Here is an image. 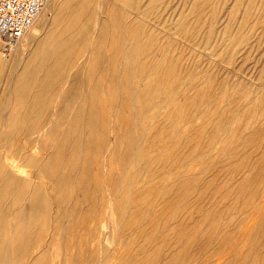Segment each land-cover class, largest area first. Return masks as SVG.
I'll list each match as a JSON object with an SVG mask.
<instances>
[{"label":"rangeland","instance_id":"rangeland-1","mask_svg":"<svg viewBox=\"0 0 264 264\" xmlns=\"http://www.w3.org/2000/svg\"><path fill=\"white\" fill-rule=\"evenodd\" d=\"M205 1L100 0L107 12L95 53L68 60L61 51V64L49 44L30 84L36 99H6L0 132L20 152L29 147L23 135H48L45 148L30 150L43 160H15L32 178L33 199L17 190L0 209L1 222L49 207L46 218L32 216L39 237L32 255L42 261L28 264H264V0ZM25 57L0 74V95L13 90ZM8 141L0 138V150L12 151ZM2 250L0 264H17L2 260Z\"/></svg>","mask_w":264,"mask_h":264},{"label":"bare ground","instance_id":"bare-ground-1","mask_svg":"<svg viewBox=\"0 0 264 264\" xmlns=\"http://www.w3.org/2000/svg\"><path fill=\"white\" fill-rule=\"evenodd\" d=\"M49 1L50 0H48L47 1V3H46V5H45V7H44V9L42 10V12L39 14V16L37 17V19L35 20V22L33 23V25L30 27V29L23 35V37L14 45V46H12L10 49H9V52H7V53H2V54H4V55H2L1 54V56H3V57H1L0 58V74L3 72V71H5V69L7 70L8 68V71H9V73L10 72H14V71H16L17 70V66L19 65V64H21L22 62H23V59H24V57L28 54V59H27V61H26V63L25 64H27V67L26 68H24V69H22L21 70V75H18V76H16V77H14V79H12V80H14V83L12 84V91L11 92H3L1 95H0V110H1V108L3 107L2 105L4 104V103H7L6 102V99H8V97L10 98V97H14V99L16 100L15 102H20V100H21V98L23 97V96H28L29 98H31L33 101L36 99V94H38L37 92H32L31 90H34L35 89V87H32V86H30V84H31V82L33 83V84H35L36 83V77H35V72H37V74H38V71H40V68L38 69V66H40L39 65V62H38V59H42L43 58V56H45V54L43 55L42 54V52L44 53H46V51L48 52V45L49 44H51V43H54L53 45H54V48H53V51H54V55L56 56V57H58L57 58V60L62 64L63 62H64V56L62 57V53H61V51L63 52L64 51V53L66 52L67 53V55H68V60H71L72 58H73V56L78 52V51H83V52H87V53H95V51H96V48H97V46H99V44H100V28H101V25H102V23L105 21V18H103V17H101L102 15H105L106 13H105V11H106V8H107V5H103L102 3H100V0H99V2H98V0H95V4L94 3H92V5L94 4L95 5V7L93 8L92 7V5H91V2L90 1H88V0H51V2H50V4H49ZM94 1V0H93ZM92 1V2H93ZM121 1V0H120ZM123 1H125L126 2V0H123ZM128 1V0H127ZM102 2V1H101ZM204 2H206L205 0H204ZM208 2V1H207ZM104 4H106L105 2H104ZM53 6V8L55 9V13H54V15H53V17H52V20H51V22H49V20H48V22H46V20H44V19H46V17L43 19V17H44V15H45V12H47L46 10H47V8L48 7H50V6ZM93 5V6H94ZM104 6H105V8H104ZM52 7H50V9H51ZM49 9V8H48ZM54 9H53V11H54ZM204 9V8H203ZM115 10V9H114ZM109 11V10H108ZM107 12V11H106ZM113 12H115V11H113ZM112 12V13H113ZM118 13V12H117ZM120 14V13H119ZM49 15H50V13H49ZM109 15V14H108ZM114 15V14H113ZM118 15V14H117ZM107 16V15H106ZM106 16H104V17H106ZM110 17H111V15H110ZM118 17V16H117ZM49 18V17H48ZM106 19H108V18H106ZM117 19H119V18H117ZM188 19H189V22H191L190 21V18L188 17ZM201 19V18H200ZM110 20V19H109ZM187 20V19H186ZM185 20V21H186ZM198 21H199V19H197ZM115 21H116V19H115ZM197 21V22H198ZM200 23H201V21H199ZM106 23V22H105ZM116 23H117V21H116ZM120 23H121V21H120ZM125 23V22H124ZM184 24L186 23V22H183ZM182 23V24H183ZM107 24H108V21H107ZM122 24V23H121ZM197 24V23H196ZM195 24V25H196ZM105 25V24H104ZM118 25H119V23H118ZM125 25V24H124ZM123 25V26H124ZM194 25V24H193ZM194 25V26H195ZM201 25V24H200ZM186 26H188V22H187V25H185L184 27H186ZM192 26V25H191ZM190 26V24H189V27H186L188 30H189V28L191 27ZM127 27V26H126ZM125 27V28H126ZM124 28V27H123ZM128 30H130V29H128ZM127 30V31H128ZM187 30V31H188ZM58 31V32H57ZM131 31V30H130ZM184 32V31H183ZM182 32V33H183ZM188 32H190V30L188 31ZM58 33H59V36H61V39H60V41L57 43L56 42V39H59V38H57V35H58ZM123 33H126L125 31L123 32ZM129 33V32H128ZM191 33V32H190ZM189 33V34H190ZM127 34V33H126ZM185 34V33H184ZM186 34H187V32H186ZM185 34V35H186ZM127 35H129V34H127ZM187 36V35H186ZM128 39V38H127ZM58 41V40H57ZM56 42V43H55ZM127 43V42H126ZM1 45V44H0ZM46 46V47H45ZM51 46V45H50ZM154 46V45H153ZM1 47H2V45H1ZM16 47V48H15ZM3 48V47H2ZM15 48V49H14ZM51 48V49H52ZM164 49V48H163ZM165 50V49H164ZM2 51H3V49H2ZM52 51V50H51ZM100 51V50H99ZM12 53V54H11ZM81 53V52H80ZM41 55V56H40ZM39 56H40V58H39ZM47 56V55H46ZM46 56H45V58H46ZM48 56L50 57V53H48ZM55 56H53V57H55ZM27 57H25V58H27ZM167 57V56H166ZM159 58V57H158ZM161 58V57H160ZM176 59H177V57H175ZM174 59V58H173ZM176 59L174 60L175 62H176ZM48 60V59H47ZM90 60V59H89ZM161 60V59H160ZM163 60V59H162ZM169 60V59H168ZM168 60H166V61H168ZM171 60H172V58H171ZM178 60V59H177ZM61 61H63V62H61ZM173 61V60H172ZM25 62V61H24ZM165 62V61H164ZM164 62H163V64H164ZM169 62V61H168ZM178 62V61H177ZM59 63V65L58 64H56V66H61V64ZM166 63V62H165ZM173 65H175V63H173ZM177 65V64H176ZM24 66V65H23ZM164 67V66H163ZM165 68V67H164ZM175 68V66L173 67V69ZM63 71V70H62ZM34 72V76H33V73ZM19 73V72H18ZM30 74V75H29ZM84 77V76H83ZM56 78H59V77H56ZM64 78V77H63ZM80 78V77H79ZM78 78V79H79ZM84 78H86V77H84ZM39 79V78H38ZM99 79V78H98ZM76 80V79H75ZM81 79H79L78 80V82L80 81ZM83 80H85V79H83ZM86 81V80H85ZM98 81H100V80H98ZM76 82V81H75ZM81 82V87H82V80L80 81ZM84 82V81H83ZM77 83V82H76ZM76 83H73V85L72 86H74V84H76ZM96 83V82H95ZM99 83V82H98ZM87 84V83H86ZM100 84V83H99ZM99 84H98V86H99ZM77 87H78V85H76ZM80 86V85H79ZM86 86V85H85ZM98 86H97V88H98ZM38 88H41L42 87V85H38L37 86ZM75 87V86H74ZM73 87V88H74ZM100 87V86H99ZM71 88V87H70ZM70 88H69V90H70ZM78 89V88H77ZM82 89V88H81ZM98 90H99V88H98ZM85 91V90H84ZM86 91H87V88H86ZM74 91H72V93H73ZM71 93V92H70ZM80 93H84V92H80ZM90 93H91V91H90ZM79 94V93H78ZM97 94V93H96ZM48 96H49V93L47 94ZM71 96H72V94H70ZM75 95V93L73 94V96ZM86 95H88L87 93H86ZM70 96V97H71ZM72 96V97H73ZM77 96H80V95H77ZM76 95L74 96V98L75 97H77ZM82 96H84V95H82ZM82 96H81V99H82ZM69 97V96H68ZM72 97H71V99H72ZM85 97H87V96H85ZM84 97V98H85ZM46 98V97H45ZM73 98V99H74ZM79 98V97H78ZM84 98L82 99L83 100V102L85 101L86 102V99L84 100ZM264 98V97H263ZM13 99V100H14ZM81 99L79 100V99H77V100H79V102L81 101ZM98 99V98H97ZM96 99V100H97ZM29 100V99H28ZM75 100V99H74ZM76 100V101H77ZM89 100V99H88ZM262 100V99H261ZM13 102V101H12ZM25 102V101H24ZM45 102V101H44ZM43 102V103H44ZM88 102V101H87ZM77 103V102H76ZM258 104H259V102H258ZM10 105V104H9ZM85 105V104H84ZM260 105V104H259ZM6 106V105H5ZM46 106V105H45ZM85 106H87V104L85 105ZM7 108V107H6ZM23 108H24V106H23ZM83 108H85V107H83ZM258 108H259V106H258ZM10 109V108H9ZM38 109V108H37ZM77 110V109H76ZM86 110H87V108H86ZM38 111V110H37ZM21 112V111H20ZM43 112V111H42ZM41 112V113H42ZM70 112H71V110H70ZM76 112V111H75ZM84 112V111H83ZM33 113V112H32ZM31 113V114H32ZM81 113V112H80ZM3 114H1V116H2ZM21 116V115H20ZM17 120L19 121V119L17 118ZM41 120V119H40ZM26 122V121H25ZM31 122V121H30ZM258 122V121H257ZM256 122V123H257ZM76 123V122H75ZM19 124H20V122H19ZM18 124V125H19ZM25 125V124H24ZM23 125V126H24ZM40 125V124H39ZM259 125V124H258ZM4 127H5V124H1L0 123V129H4ZM19 127V126H18ZM261 127V126H260ZM264 127V126H263ZM12 128V127H11ZM38 128V127H37ZM23 129V128H22ZM39 129H40V127H39ZM17 130V129H16ZM15 130V131H16ZM37 130V129H36ZM35 130V131H36ZM261 129H259V131H260ZM32 131H34L33 129H32ZM35 131L34 132H32V133H28V134H25V135H23V137H24V139L23 140H25V145H28L29 147H28V150H26L25 148H22L21 149V152L18 150V147H20V143H18V142H16V140L15 139H12V136H10V135H7V134H4V132H0V138H4V139H8L9 141H8V144L7 145H9V146H11V148H12V151H9V150H6L5 151V149H4V151H2V148H1V150H0V209L2 208H5L4 207V205H5V199L6 198H8V197H10L9 195H12V194H15V193H17V190L19 191V195H17V196H19L20 198H26L27 200H29V199H33V197L31 196L32 195V193H31V195H29V192H30V189H28V187H29V185L31 184V180L30 179H32V178H29V179H24L23 178V175L21 174V171H22V173H24L25 174V172H23V170L24 169H22L21 170V165H17V164H15V160H17L19 157L18 156H21L22 157V159H23V162H25L24 163V165L28 162V159L29 158H31V157H37V156H35V155H33L32 154V151H30L31 149L32 150H34L35 151V149H37V148H40L41 147V145H42V147H43V141H45L44 139L46 138L47 140H48V138H47V136H45L44 134H42L40 131V133L41 134H38L37 136H34V137H31V135H33V134H35ZM38 131V130H37ZM36 131V132H37ZM8 132V131H7ZM39 132H37V133H39ZM43 132V131H42ZM252 132H254V131H252ZM252 132H250V133H252ZM21 133V132H20ZM255 133V132H254ZM260 133V132H259ZM258 133V134H259ZM247 134V133H246ZM245 134V135H246ZM257 133H256V135H258ZM12 135V134H11ZM20 135V134H19ZM19 135H17V136H19ZM255 135V136H256ZM259 135H262L261 133L259 134ZM258 135V136H259ZM16 136V137H17ZM45 136V138H43ZM255 136H253V137H255ZM15 137V136H14ZM22 137V138H23ZM50 137V136H49ZM21 138V139H22ZM259 139H258V142H260V136L258 137ZM50 140V139H49ZM263 140V139H262ZM55 141V140H54ZM54 141H53V143H54ZM48 142V141H47ZM51 142V141H50ZM256 143H257V141H255ZM42 143V144H41ZM49 143V142H48ZM5 144V143H4ZM252 144V143H251ZM250 144V147L252 146ZM255 144V143H254ZM258 144V143H257ZM262 144V143H261ZM50 145V144H49ZM238 145V144H237ZM239 145H240V143H239ZM44 146H45V144H44ZM245 146V145H244ZM261 146V145H260ZM2 147V146H1ZM23 147V146H22ZM239 147V146H238ZM253 147V146H252ZM251 147V148H252ZM258 145L256 146V148L258 149ZM262 147V146H261ZM5 148V147H4ZM43 148H45V147H43ZM236 148V147H235ZM247 148H249V146L247 147ZM255 148V147H254ZM253 148V149H254ZM24 149V150H23ZM42 149V148H41ZM252 149V150H253ZM23 150V151H22ZM38 150V149H37ZM36 150V151H37ZM44 150V149H43ZM45 150H47V148L45 149ZM233 150H234V148H233ZM239 150V149H238ZM246 150H248V149H246ZM245 150V151H246ZM259 150V149H258ZM242 153H244L243 151H244V149L243 150H240ZM236 152H239V151H236ZM250 152V151H249ZM260 152H262V151H260ZM260 152H258V153H260ZM17 153H19L18 155H16ZM234 153V152H233ZM246 153V152H245ZM253 154H256V153H254V150H253V152H252ZM240 154V153H239ZM45 155V154H44ZM236 155H238V153L236 154ZM258 155V154H257ZM40 156V155H39ZM50 156V155H49ZM49 156H47L48 158H49ZM238 156H241V155H238ZM237 156V157H238ZM252 156V155H251ZM249 157V160L252 158L253 160H252V162L254 161V156H252V157ZM44 156H40V157H37L35 160H37V159H42ZM233 157V156H232ZM17 158V159H16ZM45 158V157H44ZM43 158V159H44ZM32 159V158H31ZM42 159V160H43ZM230 159H231V157H230ZM230 159H226V160H224V163H226L228 160H230ZM236 159V158H235ZM235 159H233L234 161H235ZM244 159H245V157H244ZM255 159H257L256 157H255ZM30 160V159H29ZM42 160H40V161H42ZM47 160V159H46ZM232 160V161H233ZM247 160V159H246ZM246 160H244V161H246ZM258 160H260V161H258L259 163L258 164H260V166H262V167H264V153L261 155V158H259ZM226 161V162H225ZM243 161V163H245ZM18 162V161H17ZM22 162V163H23ZM48 162H49V159H48ZM236 162L238 163V161L236 160ZM247 162H249V161H247ZM250 162H251V160H250ZM19 163V162H18ZM33 163H35L34 161H33ZM41 163V162H40ZM46 163V162H45ZM229 163L231 164V166H232V163H235V162H230L229 161ZM241 164V166L243 165V167H244V165H246V167H247V165H248V163H246V164ZM21 164V163H20ZM38 164V163H37ZM256 164V163H255ZM258 164H257V166H258ZM32 165V164H31ZM27 166V165H26ZM25 166V167H26ZM36 166V165H35ZM229 166V165H228ZM230 166V167H231ZM233 166H235L234 164H233ZM238 166H240V164L238 165ZM240 166V167H241ZM251 166H253V164L251 165ZM250 166V167H251ZM256 166V167H257ZM230 167H227V168H230ZM240 167H238L239 169H241V171H242V168H240ZM24 168V167H23ZM40 168V167H39ZM235 168V167H234ZM237 168V167H236ZM249 168V167H248ZM258 168H259V166H258ZM255 169H257V168H255ZM254 169V170H255ZM42 170V169H41ZM229 170V169H228ZM246 170V169H245ZM253 170V171H254ZM259 170H260V168H259ZM25 171V170H24ZM236 171H237V169H236ZM235 171V172H236ZM240 170H238V172H239ZM257 171H258V169H257ZM256 171V172H257ZM261 172H262V169L260 170ZM255 172V173H256ZM264 172V171H263ZM263 172L261 173V174H263ZM233 173V172H232ZM250 173H252V172H250ZM254 173V174H255ZM240 174V173H239ZM243 174H244V172H243ZM257 174V173H256ZM255 174V175H256ZM230 175L232 176V174L230 173ZM241 175H242V173H241ZM235 176H236V174H235ZM254 176V175H253ZM252 175L250 176V177H253ZM257 176V178L260 176V175H256ZM255 176V177H256ZM30 177V176H29ZM241 177H243V176H241ZM241 177H240V179H241ZM255 177H253V178H255ZM252 178V179H253ZM35 178H33V180H34ZM252 179H249V181L250 180H252ZM257 180H259V179H257ZM248 181V182H249ZM254 181V180H253ZM252 182V181H251ZM257 181H256V178H255V183H256ZM260 182H261V180H260ZM244 183V182H243ZM253 183V182H252ZM37 184H39L38 182L35 184V185H37ZM42 184V183H41ZM190 184V183H189ZM189 184H185V185H189ZM242 184V183H241ZM247 184V183H246ZM245 184V185H246ZM251 184V183H250ZM33 185V184H32ZM32 185H31V187H32ZM46 185V184H45ZM183 186L182 187V189L184 188L185 189V187L186 186ZM260 185H261V183H260ZM40 186V185H39ZM38 186V187H39ZM43 185H41L40 187H42ZM190 186H191V184H190ZM189 186V187H190ZM262 186V185H261ZM171 187V186H170ZM173 187H175V186H173ZM172 187V188H173ZM245 187H247V186H245ZM250 187H251V185H249V189H250ZM255 187V186H254ZM168 188V187H167ZM43 189H44V187H43ZM48 189V188H47ZM177 189V188H176ZM176 189H174V190H176ZM181 189V190H182ZM186 189H187V187H186ZM184 190V191H187V190ZM253 189V188H252ZM258 189V191L261 189V187L259 186V188H257ZM32 190H33V188H32ZM168 190H169V188H168ZM167 190V191H168ZM171 190H173V189H171ZM180 190V192L182 193V191ZM263 190V189H262ZM47 191V190H46ZM164 191H166V189L164 190ZM244 191V190H243ZM251 191V190H250ZM173 192L174 191H172V193L171 194H173ZM189 192V191H188ZM264 192V191H263ZM35 193V192H34ZM164 193V192H163ZM170 193H169V195H170ZM178 193V192H177ZM181 193H179L181 196H182V194ZM185 193H187V192H185ZM249 193V192H248ZM165 194V193H164ZM167 194H168V192H167ZM176 194V193H175ZM258 195H259V193H257ZM47 195V194H46ZM46 195H45V197H46ZM169 195H167V196H169ZM180 195H177L178 196V198L176 199L177 201H178V199L181 197ZM249 195V194H248ZM262 195H264V193H262ZM13 196V195H12ZM48 196H50L49 195V193H48ZM180 196V197H179ZM15 197V196H14ZM13 197V198H14ZM176 197V196H175ZM175 197H173V198H175ZM184 197V196H183ZM37 198V195H35V199ZM182 198V197H181ZM180 198V199H181ZM185 198V197H184ZM179 199V200H180ZM183 199V198H182ZM9 200V199H8ZM7 200V201H8ZM10 200H11V197H10ZM46 200V199H45ZM45 200H44V202H45ZM15 201H16V199H15ZM15 201H13V202H15ZM25 201V200H24ZM175 201V200H174ZM174 201L172 200V202L171 203H174ZM177 201H175V202H177ZM26 202V201H25ZM9 203V202H8ZM18 203H19V201H18ZM263 203V202H262ZM16 204V203H15ZM20 204V203H19ZM23 204V203H22ZM32 204H33V200H32ZM46 205L47 204H45V206L43 205V207L42 208H39V210L37 211V212H35L34 214L35 215H37V216H39L40 218H46L45 216H46V212H45V210L47 209V207H46ZM171 205H173V204H171ZM5 206H7V205H5ZM15 206V205H14ZM20 206V205H19ZM18 206V207H19ZM28 206H30V205H28ZM126 206V205H125ZM9 207L10 206H8V209H9ZM25 207H26V205H25ZM262 207H263V205H262ZM23 208H24V206H23ZM28 208V207H27ZM46 208V209H45ZM49 208V207H48ZM17 209V208H16ZM15 209V210H16ZM26 209V208H25ZM24 209V210H25ZM14 210V211H15ZM24 210H22L21 212H20V214L18 215V216H16L14 219H11V218H8L7 217V215L6 214H4V212H3V216H5V217H3L2 218V220H1V222H0V237L2 238V241H3V244L2 243H0V248H3V252L1 253L2 255H1V259L2 260H5V261H11V260H15L16 262H17V264H26V261H27V259H29V258H31V261L33 262V263H35V262H41L42 260H41V258L39 257V256H36V254H34L36 257H33V250H34V247H35V241H37L38 239H39V237H37V235H35V231H36V229L34 230V225H35V223L37 222H34V220H33V217L32 216H34V214L32 215V216H27L26 217V214H29V213H26V212H24ZM261 210V209H260ZM11 211H12V209H11ZM30 211V210H29ZM28 211V212H29ZM47 211V213H48V209L46 210ZM258 211H259V209H258ZM262 211V210H261ZM260 212V211H259ZM259 212H258V214H259ZM2 213V212H1ZM90 213V212H89ZM255 213V212H254ZM12 214V213H11ZM90 214H94V213H90ZM89 214V215H90ZM258 214H256L255 215V218L257 217V215ZM14 215V214H13ZM48 215V214H47ZM92 215H90V217L92 216ZM94 216V215H93ZM126 216V215H125ZM259 216V215H258ZM13 217V216H12ZM124 218V217H123ZM252 218V217H251ZM254 218V217H253ZM259 218V217H258ZM126 219H128V218H126ZM257 219V218H256ZM123 220V219H122ZM158 220V219H157ZM250 220H252V219H250ZM261 221H263L264 220V217H262L261 219H260ZM252 221H255V220H252ZM260 221V222H261ZM154 222H156V221H154ZM130 223V221H128V222H126V224H129ZM125 224V225H126ZM148 224H152L151 222H149ZM165 224V223H164ZM51 225V224H50ZM133 225V224H132ZM261 225V224H260ZM124 226V225H123ZM249 226V225H248ZM251 226V225H250ZM249 226V227H250ZM256 226H258V224L256 225ZM263 226V225H262ZM130 227H132L131 225H130ZM249 227H248V229L247 230H249ZM257 228V227H256ZM261 229H262V227H261ZM263 229H264V226H263ZM48 230V229H47ZM47 230H45V231H47ZM255 230V229H254ZM259 229H257V231H258ZM254 232V231H253ZM252 232V233H253ZM256 232V231H255ZM259 232H261V230L259 231ZM258 232V233H259ZM264 232V231H263ZM47 233V232H46ZM244 233H246V232H244ZM257 233V232H256ZM239 237V236H238ZM253 238V237H255L254 236V234H253V236H250V238ZM38 238V239H37ZM252 238L250 239V240H252ZM41 239V238H40ZM43 239H47L46 237L45 238H43ZM236 244V243H235ZM240 244V243H239ZM242 244H243V242H242ZM242 244H240V245H242ZM246 245V244H245ZM244 245V246H245ZM236 246V245H235ZM234 247V246H233ZM239 247V246H238ZM45 248V247H44ZM43 248V249H44ZM46 249H47V247H46ZM41 250H42V248H41ZM45 250V249H44ZM37 251V250H36ZM114 251V250H113ZM39 253L38 254H40V252L41 251H38ZM48 252V251H47ZM155 252V251H154ZM49 253V252H48ZM47 253V254H48ZM114 254H115V252H113ZM152 252H150V254H151ZM68 254V253H67ZM112 254V253H111ZM147 254V253H146ZM149 254V255H150ZM153 255V254H152ZM152 255H151V257H152ZM63 256V255H62ZM144 256V255H143ZM233 256V255H232ZM48 257H49V255H48ZM61 257V256H60ZM63 257H65V256H63ZM63 257H61V258H63ZM144 257H146V256H144ZM150 257V256H149ZM34 258V259H33ZM43 258V257H42ZM68 259V258H67ZM148 259V258H147ZM46 260V259H45ZM116 260V259H115ZM29 261V260H28ZM27 261V264L29 263ZM216 261V260H215ZM149 262V261H148ZM222 262V261H221ZM229 262V261H228ZM10 263V262H9ZM8 263V264H9ZM13 263V262H12ZM61 263V262H60ZM141 263V262H140ZM43 264V263H42ZM49 264V263H48ZM66 264V263H65ZM142 264V263H141ZM221 264V263H220ZM224 264V263H223Z\"/></svg>","mask_w":264,"mask_h":264},{"label":"built area","instance_id":"built-area-1","mask_svg":"<svg viewBox=\"0 0 264 264\" xmlns=\"http://www.w3.org/2000/svg\"><path fill=\"white\" fill-rule=\"evenodd\" d=\"M48 0H0V44L5 51L30 29Z\"/></svg>","mask_w":264,"mask_h":264}]
</instances>
